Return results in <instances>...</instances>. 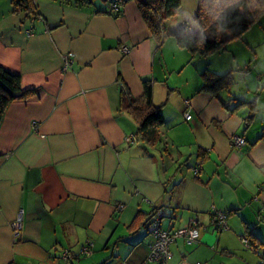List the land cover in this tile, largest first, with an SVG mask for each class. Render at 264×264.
Returning a JSON list of instances; mask_svg holds the SVG:
<instances>
[{"label":"crops","instance_id":"crops-1","mask_svg":"<svg viewBox=\"0 0 264 264\" xmlns=\"http://www.w3.org/2000/svg\"><path fill=\"white\" fill-rule=\"evenodd\" d=\"M118 6L32 0L17 13L0 0V67L31 94L0 121V264H264V89L206 88L204 58L176 41L184 26L199 33L197 0H180L161 42L134 1ZM145 84L163 119L152 145L137 135ZM155 211L162 230L194 226L198 242L148 262ZM214 211L228 213L225 231Z\"/></svg>","mask_w":264,"mask_h":264},{"label":"trees","instance_id":"trees-1","mask_svg":"<svg viewBox=\"0 0 264 264\" xmlns=\"http://www.w3.org/2000/svg\"><path fill=\"white\" fill-rule=\"evenodd\" d=\"M95 0H59L60 3L72 7H85L93 4ZM109 3L112 10L117 8L118 0H103ZM141 12L150 33L158 42L169 36L166 22L176 15L180 9V0H132ZM198 8L195 21L199 26V33H190L187 27L185 31L176 38L177 44L182 49H186L192 54L206 57L212 53L223 49L227 41L238 39L243 36L251 26L264 14V0H197ZM13 11L17 13H31L32 0H11ZM228 33V40L221 38V32ZM230 75H213L212 80H207L209 76L203 75L204 80L209 81L206 88L213 90L227 89L230 86ZM207 78V79H206ZM21 87L19 76L11 74L0 67V121L6 107L13 101L22 100L30 96ZM143 100L147 112L139 120L137 135L141 137L147 145L159 142V136L155 130L163 123L162 116L151 105V88L144 85ZM253 103V102H252ZM136 109L130 112L135 114ZM228 214V213H227ZM252 243V242H251ZM252 246V245H251ZM254 246V245H253Z\"/></svg>","mask_w":264,"mask_h":264},{"label":"rangeland","instance_id":"rangeland-1","mask_svg":"<svg viewBox=\"0 0 264 264\" xmlns=\"http://www.w3.org/2000/svg\"><path fill=\"white\" fill-rule=\"evenodd\" d=\"M259 19L251 27L256 28V33L249 35V40L254 42L253 47L247 46V39L241 41L243 36H246L243 35L236 40L227 41L222 50L202 57L207 67L204 73L209 76L206 79L210 81L213 75L223 76L231 73L228 89L239 98L253 99L255 93L261 95L264 89V21ZM226 34L228 35L227 32H221L223 40ZM249 50H253L256 56ZM207 80L205 83L208 86L210 84ZM212 89L217 94L221 93V98H224L223 92L218 88ZM247 89H250V96L247 95Z\"/></svg>","mask_w":264,"mask_h":264},{"label":"built area","instance_id":"built-area-1","mask_svg":"<svg viewBox=\"0 0 264 264\" xmlns=\"http://www.w3.org/2000/svg\"><path fill=\"white\" fill-rule=\"evenodd\" d=\"M114 11H118L117 8H114ZM121 52L124 55L128 54V49L125 46L121 47ZM65 64L68 65V60L65 59ZM185 120L189 121L190 116L185 115ZM245 142L242 138L234 137L231 141V145L235 148H240L244 146ZM122 208L119 207L118 211H121ZM228 214L225 212L214 211L213 216L211 219V226L214 228L216 232H221L226 230V221H227ZM161 217L162 214L160 211H155L150 216V234L153 238V243L149 246V253L147 256L148 262L158 263L166 261L170 257V246L176 242L177 240H183L185 243L191 245L198 242L200 237L199 230L191 226L190 228L184 230L174 231L172 233H168L161 228ZM20 221L21 217L17 219V221L13 224L14 230V237L18 238L20 234ZM242 245L249 250H254V248L249 243L248 239L242 238L241 239ZM91 244L84 245L81 250L80 254L84 256H89L91 254ZM62 258L66 261L71 259L69 252H64Z\"/></svg>","mask_w":264,"mask_h":264}]
</instances>
